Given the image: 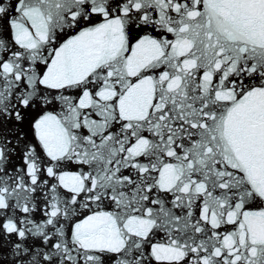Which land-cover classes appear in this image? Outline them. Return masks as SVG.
<instances>
[{
  "label": "snow or ice",
  "instance_id": "6c2138e0",
  "mask_svg": "<svg viewBox=\"0 0 264 264\" xmlns=\"http://www.w3.org/2000/svg\"><path fill=\"white\" fill-rule=\"evenodd\" d=\"M0 264H264V0H0Z\"/></svg>",
  "mask_w": 264,
  "mask_h": 264
}]
</instances>
